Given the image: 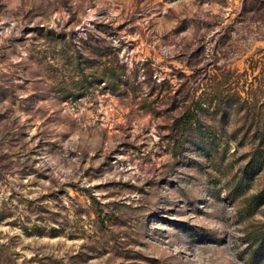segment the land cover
<instances>
[{"label": "rangeland", "instance_id": "374dc122", "mask_svg": "<svg viewBox=\"0 0 264 264\" xmlns=\"http://www.w3.org/2000/svg\"><path fill=\"white\" fill-rule=\"evenodd\" d=\"M0 264H264V0H0Z\"/></svg>", "mask_w": 264, "mask_h": 264}, {"label": "trees", "instance_id": "16d2710c", "mask_svg": "<svg viewBox=\"0 0 264 264\" xmlns=\"http://www.w3.org/2000/svg\"><path fill=\"white\" fill-rule=\"evenodd\" d=\"M114 84V80L112 82ZM201 107V106H199ZM195 109V108H194ZM197 111V110H196ZM195 110H187L184 114L181 115L179 118V125H178V135L177 139H180L175 142L176 146H179V142L183 143L184 141L189 143H194L199 149H205L206 146L212 145L213 143V136L211 131H204L202 129L198 118L196 117ZM263 165V164H262ZM262 165L257 162V168H261ZM253 170V169H252ZM255 170V169H254ZM254 175L251 170L244 169V174L241 177L243 179H249Z\"/></svg>", "mask_w": 264, "mask_h": 264}]
</instances>
